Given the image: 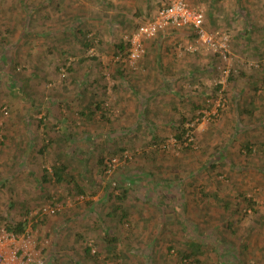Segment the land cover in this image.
<instances>
[{
    "label": "rangeland",
    "instance_id": "obj_1",
    "mask_svg": "<svg viewBox=\"0 0 264 264\" xmlns=\"http://www.w3.org/2000/svg\"><path fill=\"white\" fill-rule=\"evenodd\" d=\"M166 1L0 0V231L28 229L0 264H264V0H192L227 60L171 28L115 55ZM65 159L84 193L42 181ZM188 235L205 254L181 257Z\"/></svg>",
    "mask_w": 264,
    "mask_h": 264
},
{
    "label": "built area",
    "instance_id": "obj_2",
    "mask_svg": "<svg viewBox=\"0 0 264 264\" xmlns=\"http://www.w3.org/2000/svg\"><path fill=\"white\" fill-rule=\"evenodd\" d=\"M205 12L202 6L194 5L192 0H168V3L159 6L153 15L145 22L140 23L128 41L127 59L130 63L139 60L143 53V39L153 38L159 32H164L167 28L186 29L194 34L197 47L203 46L213 51L222 60H227L229 53V35L227 32L212 31L205 23ZM55 209L51 206H45L41 209V215L54 213ZM28 229L26 233L28 236ZM19 238L17 233L1 230L0 231V249L6 242H13ZM18 250H13L10 259L14 261L17 258ZM1 256V251H0Z\"/></svg>",
    "mask_w": 264,
    "mask_h": 264
},
{
    "label": "trees",
    "instance_id": "obj_3",
    "mask_svg": "<svg viewBox=\"0 0 264 264\" xmlns=\"http://www.w3.org/2000/svg\"><path fill=\"white\" fill-rule=\"evenodd\" d=\"M166 3H168V0L162 4H166ZM162 4H160L159 6H161ZM205 21H206L205 23H207L206 16H205ZM192 36L195 38L194 34H192ZM81 38H82V40L80 42H81L82 48L87 49L90 46V41L88 40L86 33L83 32ZM113 47L115 49V55L125 54V57L127 56L128 48H129V45L127 42L119 41V42L113 43ZM117 72L120 75H122V72L120 70H117ZM235 78H236V76L233 77V75H231V77H230L231 80L235 79ZM254 81H255L254 85H253L255 88L254 92H256L258 88L256 87L257 86L256 80H254ZM96 107H97V109L100 108L99 105H96ZM102 115H104V114H102ZM244 146L246 147L248 152H250V153L252 152V148L249 144L248 145L246 144ZM221 153L223 154V152H221ZM100 159H102V157ZM215 159H218V158H215ZM68 161H69V159H65V160L60 161L59 163L54 164L52 176L51 177L47 176V171H45L46 174L42 177V181H46L47 178H54L56 182H64L69 191H73L74 193H84L83 187L79 183H77V181H75L74 174L70 171V165H69ZM212 164L213 163H211V165ZM114 175H115L114 178H116L117 174L115 173ZM110 194L111 193H109V195ZM114 197L117 201H116V203H114L115 206L113 207L112 212H113V215L119 217L118 220H119V222L122 223L123 219L126 218V215L128 213L127 212V206L124 203V201L126 199L125 191H123V193H121L120 195H117ZM243 200L248 202V205L250 207L254 208V201L252 200V198L246 197L245 195H243ZM221 203L224 205V207H227L229 201L221 199ZM253 210L255 211L256 209H253ZM5 226H6L7 231H11L14 233H18V232L20 233L26 229V221H18V222L9 221L5 224ZM230 226H232L231 222H229V224L227 225V228H230ZM232 231H233V229H232ZM104 233L106 234V237L104 238V241H105L104 246L106 248V251L109 252L112 256L118 257V255L114 252V250L116 249V242H117L118 236L117 235L110 236L108 234V232H106V231ZM224 240H225V238H224ZM242 243H243V248H246V245L244 244L245 242H242ZM204 245H205V242L202 241V238H195L192 235L190 237V235H188L187 243H185L183 245V247H180L178 252L181 254V257H184V258L202 256L206 252V250L203 248ZM211 248L214 249L218 253V257L222 258L223 261L221 262V260H220L219 261L220 264H222V263L228 264V262H229V264H241V262L238 260L234 261V259L237 258V255L239 254V256H240V254L242 252V251H238L239 249L238 250L234 249L233 252L235 254H232L231 252H229V250H224L225 252L222 253V252H218V248H216V247L214 248L213 246H211ZM85 252H86V254H90V249L86 248ZM227 254L229 257H231V260L227 257ZM196 260H198V259H196ZM243 261L245 262V264H248L246 257H245V254H243ZM179 264H182V263H179Z\"/></svg>",
    "mask_w": 264,
    "mask_h": 264
},
{
    "label": "crops",
    "instance_id": "obj_4",
    "mask_svg": "<svg viewBox=\"0 0 264 264\" xmlns=\"http://www.w3.org/2000/svg\"><path fill=\"white\" fill-rule=\"evenodd\" d=\"M157 8H158V7H157ZM157 8H156V9H157ZM156 9H155V10H156ZM155 10H154V12H155ZM154 12H153V13H154ZM167 30H168V28H167ZM169 30H174V29L171 28V29H169ZM159 33H161V32H159ZM166 33H167V32H166ZM161 34H162V33H161ZM188 34H189V33H188ZM189 35H190V34H189Z\"/></svg>",
    "mask_w": 264,
    "mask_h": 264
}]
</instances>
